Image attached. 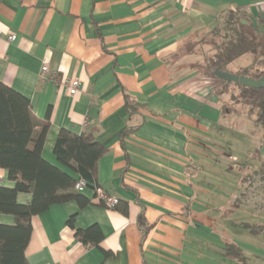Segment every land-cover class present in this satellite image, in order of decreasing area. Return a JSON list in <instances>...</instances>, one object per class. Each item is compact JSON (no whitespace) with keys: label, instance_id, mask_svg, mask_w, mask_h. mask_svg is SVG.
<instances>
[{"label":"crops","instance_id":"0c3cea01","mask_svg":"<svg viewBox=\"0 0 264 264\" xmlns=\"http://www.w3.org/2000/svg\"><path fill=\"white\" fill-rule=\"evenodd\" d=\"M228 11L264 24V0H0V80L49 119L44 158L77 177L54 144L61 129L93 132L106 149L98 182L128 206L124 214L99 204L89 185L80 192L86 205H51L31 219L29 264H264V232L244 225L264 224V214L233 204L247 168L228 160V172L241 173L233 181L209 176L201 163L220 152L214 128L224 95L211 76L181 62L193 55L181 51L222 26ZM237 60L236 70L252 57ZM73 77L81 81L75 95L66 86ZM0 185H15L2 168ZM31 198L17 195L20 203ZM71 216L78 229L99 225V245L76 237Z\"/></svg>","mask_w":264,"mask_h":264},{"label":"trees","instance_id":"16d2710c","mask_svg":"<svg viewBox=\"0 0 264 264\" xmlns=\"http://www.w3.org/2000/svg\"><path fill=\"white\" fill-rule=\"evenodd\" d=\"M244 15L240 11H228L222 26L213 30L220 34L222 42L215 45V53L207 58L206 74L213 75L216 70L230 71L228 66L244 55L252 57L251 63L240 67L239 75L255 79L264 76V35L258 34L251 22L242 23ZM224 32V33H223ZM232 72V71H231ZM228 85L229 82L218 79ZM240 89L239 99L257 109V123L264 128V86L247 87L235 83ZM133 102V103H132ZM128 109L133 112L135 101L127 98ZM49 119H39L33 112L29 98L0 80V168L5 169L8 178L15 182L13 187L0 185V215H11L14 224L0 222V264H29L25 250L32 233L31 219L47 210L51 205L77 199L81 206L88 203L76 189L79 179L87 181L95 190L102 188L98 182L99 161L106 152L93 132L76 134L61 129L53 152L57 160L75 172V177L58 165L47 161L43 156ZM128 132V131H126ZM264 134L254 149L253 158L240 166L247 168L237 190L234 206L264 214ZM30 193L28 203H20L17 195ZM106 206L104 200L98 201ZM115 209L124 214L128 212L127 203L115 204ZM75 216L68 224L75 229L76 237L84 244L99 245L103 233L95 224L87 229L75 228ZM139 225L147 230L143 216ZM253 232H264V224L244 222Z\"/></svg>","mask_w":264,"mask_h":264},{"label":"rangeland","instance_id":"374dc122","mask_svg":"<svg viewBox=\"0 0 264 264\" xmlns=\"http://www.w3.org/2000/svg\"><path fill=\"white\" fill-rule=\"evenodd\" d=\"M221 42L222 38L220 34L211 31L209 34L202 37V39L187 45L184 51H181V56L188 52H192L193 54L192 57L182 60L181 62L188 66H193V68L201 73L206 74V60L215 53V45ZM245 58H241L237 61L243 59L244 62ZM248 61V59L245 60V62ZM228 69L232 72L238 70H236V65L234 63L230 64ZM213 79L215 91L220 95H224L225 114L214 128L216 133L215 136L220 134L219 142L214 140L217 145L219 144L220 152H212L211 154L215 156H212L211 159H205V157H203L201 163L206 171H210L208 173L209 176L214 175L212 172L216 171L220 174V176L214 175L217 178H224L223 176L225 173L226 177L231 178L233 181H237L241 173L228 172L229 169H235V165L232 164V162L228 163V160L232 159L234 162L240 164L243 162L250 163L254 149L258 146L263 137L264 128L256 122L258 118L257 109H254L250 104L244 103L242 99H239L240 89L235 83L226 85L218 79ZM221 156H224L223 159L225 158V166L223 165L224 161ZM207 168H209V170Z\"/></svg>","mask_w":264,"mask_h":264},{"label":"built area","instance_id":"2783aa9c","mask_svg":"<svg viewBox=\"0 0 264 264\" xmlns=\"http://www.w3.org/2000/svg\"><path fill=\"white\" fill-rule=\"evenodd\" d=\"M2 31L0 30V33ZM8 39L13 41L16 39V35L15 34H9L8 35ZM49 71V65L47 63H44L43 66H42V71H41V74L44 76V74L48 73ZM66 86H67V89H68V92L71 94V95H75L78 93V91L80 90V87H81V81L78 77H73L69 80L66 81ZM88 186V183L87 181L83 180V179H79L77 181V184H76V189L79 191V192H82L86 187ZM95 199L97 201H100V200H104L105 203H106V206L109 207V208H112L115 206V204L118 202V198L112 196V195H109L103 188L99 187L95 190Z\"/></svg>","mask_w":264,"mask_h":264},{"label":"water","instance_id":"95a60500","mask_svg":"<svg viewBox=\"0 0 264 264\" xmlns=\"http://www.w3.org/2000/svg\"><path fill=\"white\" fill-rule=\"evenodd\" d=\"M243 23L247 24L248 22L243 20ZM252 26L255 28L258 34L264 35V24L257 21V19L252 18L251 22ZM213 75L220 80L229 82V83H237L247 87L259 88L264 86V76L258 79H255L250 76L239 75L231 71H222L216 70L213 72Z\"/></svg>","mask_w":264,"mask_h":264}]
</instances>
